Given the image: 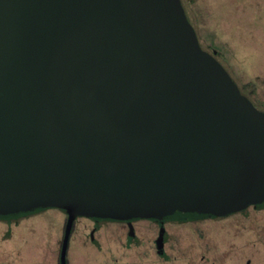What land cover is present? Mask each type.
Segmentation results:
<instances>
[{
	"label": "water",
	"instance_id": "95a60500",
	"mask_svg": "<svg viewBox=\"0 0 264 264\" xmlns=\"http://www.w3.org/2000/svg\"><path fill=\"white\" fill-rule=\"evenodd\" d=\"M181 0H0V221L215 220L264 203V111Z\"/></svg>",
	"mask_w": 264,
	"mask_h": 264
},
{
	"label": "rangeland",
	"instance_id": "374dc122",
	"mask_svg": "<svg viewBox=\"0 0 264 264\" xmlns=\"http://www.w3.org/2000/svg\"><path fill=\"white\" fill-rule=\"evenodd\" d=\"M181 2L200 47L209 54L215 51L239 90L255 108L264 111V0ZM226 220L189 222L174 233L188 236L186 243L195 257L209 247V263L237 264L240 255L234 247L235 218ZM62 223L58 211L46 210L22 219L7 233L5 225L0 224V264H56L55 243L61 236ZM253 239L244 233L241 243L244 246ZM76 249L77 241L72 237L67 256ZM256 249L264 256V243L257 244ZM194 259L193 264H198V258Z\"/></svg>",
	"mask_w": 264,
	"mask_h": 264
},
{
	"label": "flooded vegetation",
	"instance_id": "af4514ba",
	"mask_svg": "<svg viewBox=\"0 0 264 264\" xmlns=\"http://www.w3.org/2000/svg\"><path fill=\"white\" fill-rule=\"evenodd\" d=\"M58 212L63 216V223L61 236L55 243L58 247L55 255L56 264H60V250L67 221V216ZM231 217L235 218L234 247L240 255L236 259L237 264H264V256L258 255L256 249L257 244L264 243V203L215 220L224 221ZM22 219L10 222L0 221V224L5 225L7 233L8 228L18 225ZM187 223L189 222H166L161 227L156 222L146 220L124 223L94 222L78 218L71 227L65 262L66 264L81 262L86 264H193L194 258H198V264H216L209 263L211 259L209 247L195 257L190 244L186 243L188 236L174 233L176 229ZM6 233L4 236L7 237ZM244 233L254 239L243 246L241 239ZM72 237L74 241H77L78 249L67 256ZM243 256H246V259L243 260Z\"/></svg>",
	"mask_w": 264,
	"mask_h": 264
},
{
	"label": "trees",
	"instance_id": "16d2710c",
	"mask_svg": "<svg viewBox=\"0 0 264 264\" xmlns=\"http://www.w3.org/2000/svg\"><path fill=\"white\" fill-rule=\"evenodd\" d=\"M217 57V55H215V58ZM217 59V58H216ZM218 61V60H217ZM240 92L243 94V92L240 90ZM244 95V94H243Z\"/></svg>",
	"mask_w": 264,
	"mask_h": 264
}]
</instances>
